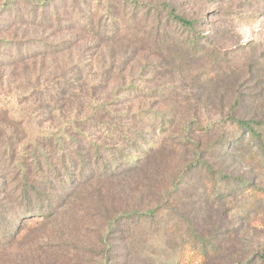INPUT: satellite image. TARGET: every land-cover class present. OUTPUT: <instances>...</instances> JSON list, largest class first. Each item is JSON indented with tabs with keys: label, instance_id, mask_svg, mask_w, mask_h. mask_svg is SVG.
<instances>
[{
	"label": "rangeland",
	"instance_id": "rangeland-1",
	"mask_svg": "<svg viewBox=\"0 0 264 264\" xmlns=\"http://www.w3.org/2000/svg\"><path fill=\"white\" fill-rule=\"evenodd\" d=\"M234 110L264 139V0H0V218L24 182L51 204L0 264H264V150L211 127Z\"/></svg>",
	"mask_w": 264,
	"mask_h": 264
},
{
	"label": "trees",
	"instance_id": "trees-1",
	"mask_svg": "<svg viewBox=\"0 0 264 264\" xmlns=\"http://www.w3.org/2000/svg\"><path fill=\"white\" fill-rule=\"evenodd\" d=\"M163 16L162 20L165 23H171L174 24L180 28L183 29H191L193 28L195 24V20L189 19L185 16H182L176 12V8L168 5L163 4ZM110 17V16H109ZM122 32L121 28L119 27L117 29V33ZM188 46H194L196 43L195 36L192 34V36L187 40ZM235 108V106H234ZM257 122L253 120V118L250 119H244L237 116V113L235 110L232 114H227L224 119L220 121V124H213L217 125L218 129H222L224 134L223 139H225L224 143L221 145V151L222 153L232 152L235 151L238 152L241 156L242 153L239 150L241 146H243L245 140L247 139L249 143H255L260 146L261 149L264 150V139H262L260 130L255 127V124ZM208 127V130L209 128ZM229 128V131H228ZM207 130V131H208ZM239 132V133H238ZM199 146H196V149H198ZM200 152L202 156H200L198 163V166L201 167V169H204L205 172H210L211 165L209 163L210 157H211V151L207 149V146L201 148ZM248 153V152H247ZM264 156V154H263ZM26 171V170H24ZM227 177H224L221 179L226 180ZM39 193V190L37 187L32 185L29 182H24V185L20 188V194L18 196L20 200V205L15 209V207L12 209L13 212H9L7 216L12 214L13 220L7 221L8 219L0 218V239L6 240L7 238L11 237L17 230L18 224L20 220H26L29 217H32L34 215L38 216H46L48 212L49 206H51L50 201H44L41 197L37 196L36 199H32V195H37ZM6 216V217H7ZM193 251V249L191 248ZM205 250H209L208 248H205ZM194 252V251H193ZM195 253V252H194ZM205 251L199 252L196 251L195 254H204ZM260 259H264V251H261L260 255H258Z\"/></svg>",
	"mask_w": 264,
	"mask_h": 264
}]
</instances>
